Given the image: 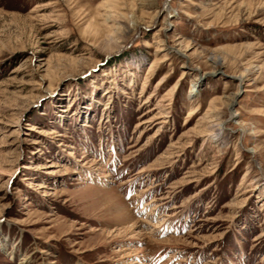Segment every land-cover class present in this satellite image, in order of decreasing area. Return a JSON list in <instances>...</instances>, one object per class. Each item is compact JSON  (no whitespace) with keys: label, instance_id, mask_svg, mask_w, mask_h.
Masks as SVG:
<instances>
[{"label":"rangeland","instance_id":"1","mask_svg":"<svg viewBox=\"0 0 264 264\" xmlns=\"http://www.w3.org/2000/svg\"><path fill=\"white\" fill-rule=\"evenodd\" d=\"M138 262L264 264V0H0V264Z\"/></svg>","mask_w":264,"mask_h":264},{"label":"bare ground","instance_id":"2","mask_svg":"<svg viewBox=\"0 0 264 264\" xmlns=\"http://www.w3.org/2000/svg\"><path fill=\"white\" fill-rule=\"evenodd\" d=\"M189 93L192 94L193 91L191 90ZM195 111H198V110L196 109ZM237 113H238L237 110H235L234 115L237 114ZM145 121H146V122H151L152 119H146ZM223 123H224V122H221V123H220V126L217 128V132H216V134L219 133V132L223 129V127H222L223 125H221V124H223ZM120 212H121V210H120ZM157 227H158V225H157V224H154V228H157ZM126 249H127V248H126ZM138 264H143V263L138 262Z\"/></svg>","mask_w":264,"mask_h":264}]
</instances>
